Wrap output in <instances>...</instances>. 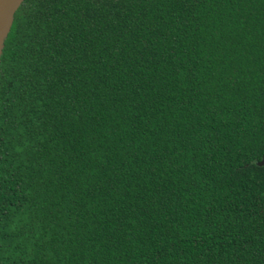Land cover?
<instances>
[{
  "label": "trees",
  "instance_id": "obj_1",
  "mask_svg": "<svg viewBox=\"0 0 264 264\" xmlns=\"http://www.w3.org/2000/svg\"><path fill=\"white\" fill-rule=\"evenodd\" d=\"M264 0H24L0 62V264H264Z\"/></svg>",
  "mask_w": 264,
  "mask_h": 264
},
{
  "label": "water",
  "instance_id": "obj_2",
  "mask_svg": "<svg viewBox=\"0 0 264 264\" xmlns=\"http://www.w3.org/2000/svg\"><path fill=\"white\" fill-rule=\"evenodd\" d=\"M23 1L24 0H0V62L6 39L15 21L16 12L22 5ZM257 163L264 166V153L261 160Z\"/></svg>",
  "mask_w": 264,
  "mask_h": 264
}]
</instances>
